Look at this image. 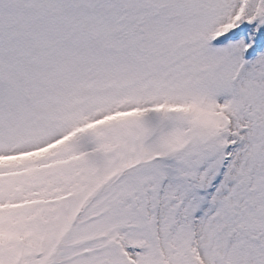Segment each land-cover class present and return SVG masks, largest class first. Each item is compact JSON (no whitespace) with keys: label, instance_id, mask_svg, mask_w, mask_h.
I'll list each match as a JSON object with an SVG mask.
<instances>
[{"label":"snow or ice","instance_id":"1","mask_svg":"<svg viewBox=\"0 0 264 264\" xmlns=\"http://www.w3.org/2000/svg\"><path fill=\"white\" fill-rule=\"evenodd\" d=\"M0 264H264V0H0Z\"/></svg>","mask_w":264,"mask_h":264}]
</instances>
